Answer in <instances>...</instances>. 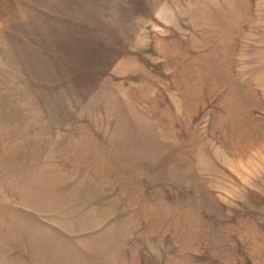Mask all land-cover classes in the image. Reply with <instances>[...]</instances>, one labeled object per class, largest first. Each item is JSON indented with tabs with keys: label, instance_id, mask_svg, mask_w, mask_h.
<instances>
[{
	"label": "rangeland",
	"instance_id": "1",
	"mask_svg": "<svg viewBox=\"0 0 264 264\" xmlns=\"http://www.w3.org/2000/svg\"><path fill=\"white\" fill-rule=\"evenodd\" d=\"M0 264H264V0H0Z\"/></svg>",
	"mask_w": 264,
	"mask_h": 264
}]
</instances>
